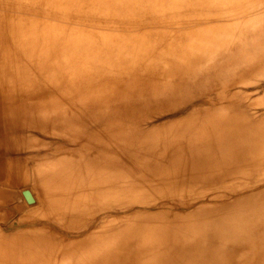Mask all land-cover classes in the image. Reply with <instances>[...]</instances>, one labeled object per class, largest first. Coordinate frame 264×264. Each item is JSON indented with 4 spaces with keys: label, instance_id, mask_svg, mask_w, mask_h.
<instances>
[{
    "label": "bare ground",
    "instance_id": "obj_1",
    "mask_svg": "<svg viewBox=\"0 0 264 264\" xmlns=\"http://www.w3.org/2000/svg\"><path fill=\"white\" fill-rule=\"evenodd\" d=\"M0 264H264V0H0Z\"/></svg>",
    "mask_w": 264,
    "mask_h": 264
},
{
    "label": "rangeland",
    "instance_id": "obj_2",
    "mask_svg": "<svg viewBox=\"0 0 264 264\" xmlns=\"http://www.w3.org/2000/svg\"><path fill=\"white\" fill-rule=\"evenodd\" d=\"M260 109H263V108H260ZM40 138H43V136H40ZM45 138V137H44ZM47 141H50V142H52V141H54V140H56L57 138H53V137H46L45 138ZM40 150V149H39ZM31 151H35V152H37L38 150H32V149H29V150H24V151H22V155H25V156H29V155H31ZM29 168H27V170H28ZM29 170H31V169H29ZM26 187H28L29 189H31L30 188V186L29 185H23V187H18L16 190H14V192L17 194H15L14 195V201H15V203L16 204H18V203H20V204H22V205H24V206H26L27 207V203H26V201H25V199H23L24 197H23V194L21 193V192H23V190L24 189H27Z\"/></svg>",
    "mask_w": 264,
    "mask_h": 264
},
{
    "label": "water",
    "instance_id": "obj_3",
    "mask_svg": "<svg viewBox=\"0 0 264 264\" xmlns=\"http://www.w3.org/2000/svg\"><path fill=\"white\" fill-rule=\"evenodd\" d=\"M28 195H29V193H28ZM29 201V200H28ZM30 202V201H29Z\"/></svg>",
    "mask_w": 264,
    "mask_h": 264
}]
</instances>
